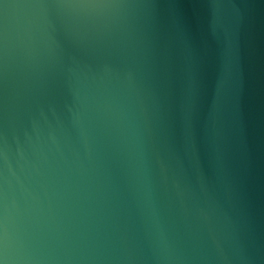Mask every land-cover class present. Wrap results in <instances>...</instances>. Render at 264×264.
Listing matches in <instances>:
<instances>
[{
  "label": "water",
  "instance_id": "obj_1",
  "mask_svg": "<svg viewBox=\"0 0 264 264\" xmlns=\"http://www.w3.org/2000/svg\"><path fill=\"white\" fill-rule=\"evenodd\" d=\"M3 264H264V0H0Z\"/></svg>",
  "mask_w": 264,
  "mask_h": 264
},
{
  "label": "snow or ice",
  "instance_id": "obj_2",
  "mask_svg": "<svg viewBox=\"0 0 264 264\" xmlns=\"http://www.w3.org/2000/svg\"><path fill=\"white\" fill-rule=\"evenodd\" d=\"M0 264H3V261L2 260H0Z\"/></svg>",
  "mask_w": 264,
  "mask_h": 264
}]
</instances>
